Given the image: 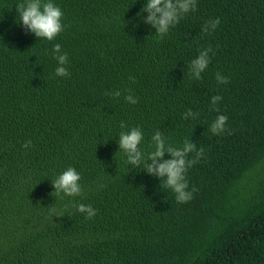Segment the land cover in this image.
<instances>
[{"label": "trees", "instance_id": "obj_1", "mask_svg": "<svg viewBox=\"0 0 264 264\" xmlns=\"http://www.w3.org/2000/svg\"><path fill=\"white\" fill-rule=\"evenodd\" d=\"M17 2L0 0V264H264V0H198L163 40L137 16L145 0H57L66 27L52 42L18 25ZM54 43L68 78L53 75ZM208 46V69L190 79L188 62ZM117 88L118 100L106 95ZM126 88L139 103L123 100ZM189 108L197 119L182 118ZM218 114L227 131L214 136ZM121 122L146 141L160 129L204 149L187 172L191 201L127 171ZM69 166L82 177L75 202L98 209L91 220L53 193Z\"/></svg>", "mask_w": 264, "mask_h": 264}, {"label": "clouds", "instance_id": "obj_2", "mask_svg": "<svg viewBox=\"0 0 264 264\" xmlns=\"http://www.w3.org/2000/svg\"><path fill=\"white\" fill-rule=\"evenodd\" d=\"M197 3L198 0H145L144 7L137 16L144 24L155 29V37L163 40L181 20L196 11ZM15 9L18 25H22L26 32L34 34L39 41H55L66 27L63 23L64 12L57 0H18ZM144 13H147L146 17ZM220 23L219 17L209 19L202 26L201 31L210 34L219 27ZM49 55L56 65L54 77H70L69 56L60 43L53 44ZM214 55L215 50L211 46L200 49L198 55L188 62L186 75L192 80H201ZM215 80L218 85L229 83V78L219 71L215 73ZM124 92L127 94L123 95V100L127 104L134 106L139 103V97L134 95L130 88L124 89ZM106 95L118 100L122 92L117 88L107 92ZM222 99L220 95L212 96L211 105L216 106ZM198 116V112L194 113L189 108L183 113L182 118L188 121L195 120ZM227 120V116L218 114L209 126L211 134L223 135L227 131ZM119 127L121 130L116 139L119 146L117 154H122V163L127 171L129 172V165L135 169L143 168L148 174L160 180L162 191L171 190L177 203L191 201L197 189L194 186L190 189L187 172L203 159L204 149L191 142L189 138H185L180 145L170 143L169 138L160 129L152 131L146 141L142 127H130L124 122H121ZM22 147L31 148L32 141L27 140ZM166 155L170 159H165ZM81 179L80 172L75 167L69 166L51 179L53 193L62 198H69V205L74 206L85 219L91 220L97 215L98 209L91 204L75 202L77 197L83 195ZM57 216L59 217V214Z\"/></svg>", "mask_w": 264, "mask_h": 264}]
</instances>
